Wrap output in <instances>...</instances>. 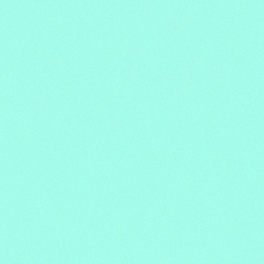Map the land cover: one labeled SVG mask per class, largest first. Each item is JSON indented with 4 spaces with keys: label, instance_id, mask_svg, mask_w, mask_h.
I'll use <instances>...</instances> for the list:
<instances>
[{
    "label": "water",
    "instance_id": "water-1",
    "mask_svg": "<svg viewBox=\"0 0 264 264\" xmlns=\"http://www.w3.org/2000/svg\"><path fill=\"white\" fill-rule=\"evenodd\" d=\"M3 264H264V0H0Z\"/></svg>",
    "mask_w": 264,
    "mask_h": 264
},
{
    "label": "clouds",
    "instance_id": "clouds-1",
    "mask_svg": "<svg viewBox=\"0 0 264 264\" xmlns=\"http://www.w3.org/2000/svg\"><path fill=\"white\" fill-rule=\"evenodd\" d=\"M0 264H3V262H2V261H0Z\"/></svg>",
    "mask_w": 264,
    "mask_h": 264
}]
</instances>
